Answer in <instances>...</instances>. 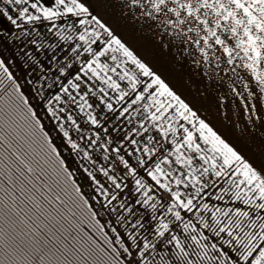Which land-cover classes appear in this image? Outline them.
Masks as SVG:
<instances>
[{
  "label": "snow or ice",
  "instance_id": "1",
  "mask_svg": "<svg viewBox=\"0 0 264 264\" xmlns=\"http://www.w3.org/2000/svg\"><path fill=\"white\" fill-rule=\"evenodd\" d=\"M121 23L226 87L218 100L252 101L247 124L264 136V0H0V91L97 237L82 252L60 239L52 199L13 152L23 168L0 161V264H264V159L182 98Z\"/></svg>",
  "mask_w": 264,
  "mask_h": 264
},
{
  "label": "rangeland",
  "instance_id": "2",
  "mask_svg": "<svg viewBox=\"0 0 264 264\" xmlns=\"http://www.w3.org/2000/svg\"><path fill=\"white\" fill-rule=\"evenodd\" d=\"M118 30L129 45L133 47L136 52L182 96V98L190 102L195 100L193 106L199 109V114L210 120L214 128L218 130V132L223 133L239 151L256 164H259L261 159H264V136L261 135L258 122L255 129L247 124L248 113L244 111V104L247 103L251 105V103H253L252 101L241 102L239 97L233 99L230 95L226 96L223 100H218L216 98L217 95L226 92V87L216 88V86L213 85L210 91L206 78L203 76L201 70L197 69L187 58L182 59L173 55L170 51L160 49L150 35L141 33L130 23L127 25L121 23ZM19 82L23 84V81ZM24 90L27 93V89ZM3 96L5 98V93ZM29 99L31 100L30 95ZM5 101L9 103L11 107L9 113L14 116H10L5 125L0 128V161L7 164L9 160H12L17 166L23 168V165L16 159V156L12 155V153L15 152L20 157V160L31 164L35 168L33 183L40 187L41 191L53 201L52 205H47L46 202L44 203L47 209L51 211L59 221L56 223V228L59 229L57 235L61 240L67 243L70 248L75 246V248L80 249L82 252L83 248H81V243L87 242V244L91 245L92 241L88 240V236L96 240V235L89 229L87 221H85L84 224L80 223L84 218L81 215L80 209L72 202L74 194H72V198H70V196L65 195V193L60 190V187H57V185L53 183L52 169L44 162L41 155H38V144L34 143L33 137L27 133V122L22 118L21 112L16 111V108L13 107V105H19L21 111H23L22 103L15 97H12L11 101L6 99ZM10 102L12 104H10ZM36 110L38 118L42 120L45 126V130L50 131L54 143L59 146L61 141L57 138V133L51 132L49 121L44 119L43 113L39 111V109ZM238 113L241 117L239 119ZM245 127L248 128L247 132L244 131ZM20 138L21 141L19 140ZM59 150L61 151L62 157L66 159L69 169L73 170L75 168L74 158L70 157L63 147H60ZM37 165H39V167H37ZM41 167L46 170L48 173L47 176L40 174ZM2 171L3 169L0 168V173H2ZM36 177L39 179H36ZM2 178V175H0V179ZM75 178L77 183H80V175L76 174ZM45 183L51 187V192H48L47 189L43 187ZM28 187H31V185H28ZM61 187H63V185H61ZM83 187L85 197H90L92 193L88 191L86 185ZM33 192H35V189H33ZM35 194L43 202V198L39 196V193ZM57 194L60 196L61 200L65 202L64 204H60L55 200V195ZM29 207H31V205H29ZM69 209H71V211H69ZM73 213H75V215H73ZM85 227L87 229H85ZM92 246L95 247L94 245Z\"/></svg>",
  "mask_w": 264,
  "mask_h": 264
},
{
  "label": "trees",
  "instance_id": "3",
  "mask_svg": "<svg viewBox=\"0 0 264 264\" xmlns=\"http://www.w3.org/2000/svg\"><path fill=\"white\" fill-rule=\"evenodd\" d=\"M3 95H4V92L0 91V116H1V119H0V123H1L0 124V128L5 125V123L9 120L10 116H14L13 114H10L9 113L10 112L9 109L11 107L9 106V103H7L5 101V98H4ZM10 104H12V103L10 102ZM14 133H16V132H14ZM27 133H29V132H27ZM19 140L21 141V138ZM85 229H87V228L85 227Z\"/></svg>",
  "mask_w": 264,
  "mask_h": 264
}]
</instances>
